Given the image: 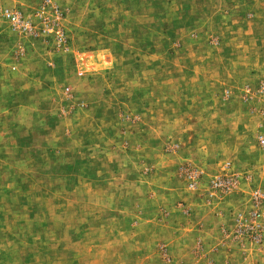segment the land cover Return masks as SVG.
<instances>
[{"label":"rangeland","instance_id":"rangeland-1","mask_svg":"<svg viewBox=\"0 0 264 264\" xmlns=\"http://www.w3.org/2000/svg\"><path fill=\"white\" fill-rule=\"evenodd\" d=\"M54 1L64 45L0 15V264H264V0Z\"/></svg>","mask_w":264,"mask_h":264},{"label":"built area","instance_id":"built-area-1","mask_svg":"<svg viewBox=\"0 0 264 264\" xmlns=\"http://www.w3.org/2000/svg\"><path fill=\"white\" fill-rule=\"evenodd\" d=\"M2 1V0H1ZM0 15L18 35L31 38L53 37L58 45L66 43L62 21L64 12L54 0H43L32 16L16 7L0 3ZM214 188H225L222 180L214 182Z\"/></svg>","mask_w":264,"mask_h":264},{"label":"crops","instance_id":"crops-1","mask_svg":"<svg viewBox=\"0 0 264 264\" xmlns=\"http://www.w3.org/2000/svg\"><path fill=\"white\" fill-rule=\"evenodd\" d=\"M251 2L252 1H250L249 3ZM246 3H248V1H246ZM256 3L257 2H252L251 5L255 6ZM234 16L236 19L238 18L245 19L246 12L240 11L239 13L234 14ZM248 16H249L248 24L249 23L251 24V21L253 23V20L256 19V14L255 13H253L252 15L248 14ZM234 198L235 197H225L224 199L217 201V203H215L216 206L213 205L203 206L204 202H200L203 200H199L197 199V197L194 199L193 202H190L192 205L191 211L187 214L190 215L191 218V222L189 223L193 224L194 226L192 227L191 232L185 233L187 235L186 239L188 241L190 239H193L194 243H202V245L215 243L214 240L219 241L220 238L218 237H221V235L219 236L221 225L222 224L228 225L229 223H231L232 220L230 219V214H232V212L238 208ZM210 213H214V214H210ZM211 215L213 217H211ZM197 218L199 221L196 222L195 219ZM180 228H183L181 229L182 231L185 230L184 226H179L178 229ZM211 232H213V235L218 237H213L210 239L207 233L210 234ZM203 248L204 250H206V248H209L210 251L212 250L211 245L210 246L206 245Z\"/></svg>","mask_w":264,"mask_h":264}]
</instances>
